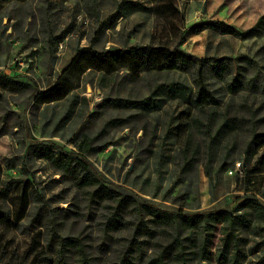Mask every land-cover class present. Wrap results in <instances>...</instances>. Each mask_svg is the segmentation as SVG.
<instances>
[{"label": "rangeland", "instance_id": "374dc122", "mask_svg": "<svg viewBox=\"0 0 264 264\" xmlns=\"http://www.w3.org/2000/svg\"><path fill=\"white\" fill-rule=\"evenodd\" d=\"M263 14L264 0H0V262L55 264L48 247L54 229L80 236L95 264H121L125 255L127 264H145L169 240L148 205L181 213L236 211L248 198L264 205V36L241 39L205 26L218 20L244 30ZM136 45L181 47L213 62L231 58L230 70L208 65L205 73L218 103L200 111L167 92L175 82L196 94L183 70L76 71L65 97L41 94L79 48ZM248 59L261 81L234 92L227 82L239 63L251 76ZM148 96L158 105L106 100ZM113 119L119 122L108 125ZM62 151L85 156L102 183L80 185L58 168ZM100 184L123 200L117 222L110 220L117 201L97 195ZM252 224L264 226V219ZM245 248L243 264H264V230L249 233ZM67 255L77 264L75 249ZM194 264L225 263L212 256Z\"/></svg>", "mask_w": 264, "mask_h": 264}, {"label": "trees", "instance_id": "16d2710c", "mask_svg": "<svg viewBox=\"0 0 264 264\" xmlns=\"http://www.w3.org/2000/svg\"><path fill=\"white\" fill-rule=\"evenodd\" d=\"M205 24L206 27L220 33L230 34L241 39L264 36V14L253 26L244 30L218 20H211ZM262 47L264 48V45ZM241 57L245 56H239L236 60L239 61ZM211 59L214 62L209 58H199L181 47L171 49L163 46L136 45L127 49L97 50L91 46H84L79 48L54 87L41 94L45 95L48 101L65 97L74 88L72 76L76 71H79L80 76L89 69H96L104 73L128 71V73L139 76L141 73L147 72L183 70L192 75L193 83L197 87L196 94L192 96L188 93L186 86L179 83L177 86L175 82H169L170 84L165 86V90L174 97L190 101L200 111H205L206 105L218 103L217 97L206 87L205 73L208 65L218 66V69L220 66L231 69L229 64H226V61L231 58L215 57ZM248 63L252 66L251 76H246V66L239 63L236 74L227 82L234 92L247 84L250 87H257L261 81V70L254 66L255 61L248 59ZM233 65L236 66L235 63ZM221 72L219 73L224 76ZM2 81L10 85L17 83L7 75L2 76ZM159 87H156L155 90ZM106 100L113 105L126 108L141 103L144 106H157L159 103L153 96L140 100L121 97L107 98ZM117 122L119 119H113L108 122V125ZM105 147L103 146L102 149ZM54 163L58 168L70 174L80 185L91 186L96 182L102 183L96 172L93 171L92 163L85 156L75 152L62 151L54 159ZM94 191L97 195H107L111 199H116L117 206L110 220L117 222L123 200L118 197L116 192L104 188L103 184L96 187ZM146 207L150 215L153 216L154 225L160 226L161 231L169 240L160 243L155 249V254L145 264H194L195 259L199 258V261H203L212 256L220 263L243 264L248 255L245 247L248 243L249 233H257L259 229L264 230V226L252 224L254 217L264 219V205L259 199L243 200L237 206L236 211L217 209L206 212L181 213L163 210L153 205ZM2 213L0 208V215ZM146 227L147 230H153L148 224ZM139 228L138 226L137 229ZM132 239V246L135 242L138 243L137 232L134 233ZM48 247L53 254L50 256V260L55 264H72L67 260V253L73 249L79 253L77 264H95L88 255L80 236H63L53 229ZM127 257V255L123 257L121 264H127ZM0 264L3 263L0 262Z\"/></svg>", "mask_w": 264, "mask_h": 264}]
</instances>
